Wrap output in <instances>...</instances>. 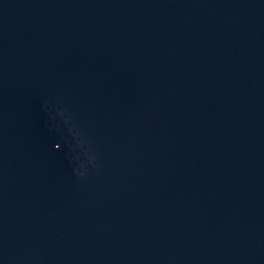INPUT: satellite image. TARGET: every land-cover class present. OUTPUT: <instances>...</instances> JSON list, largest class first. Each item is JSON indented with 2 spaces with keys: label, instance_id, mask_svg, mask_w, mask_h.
I'll return each mask as SVG.
<instances>
[{
  "label": "water",
  "instance_id": "water-1",
  "mask_svg": "<svg viewBox=\"0 0 264 264\" xmlns=\"http://www.w3.org/2000/svg\"><path fill=\"white\" fill-rule=\"evenodd\" d=\"M0 264H264V0H0Z\"/></svg>",
  "mask_w": 264,
  "mask_h": 264
}]
</instances>
